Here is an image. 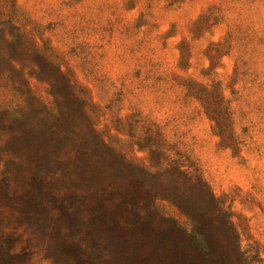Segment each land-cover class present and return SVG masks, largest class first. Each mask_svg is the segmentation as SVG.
Returning a JSON list of instances; mask_svg holds the SVG:
<instances>
[{
	"label": "rangeland",
	"instance_id": "1",
	"mask_svg": "<svg viewBox=\"0 0 264 264\" xmlns=\"http://www.w3.org/2000/svg\"><path fill=\"white\" fill-rule=\"evenodd\" d=\"M0 264H264V0H0Z\"/></svg>",
	"mask_w": 264,
	"mask_h": 264
}]
</instances>
